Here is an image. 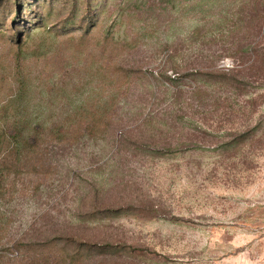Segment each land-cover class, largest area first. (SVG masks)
Listing matches in <instances>:
<instances>
[{
	"label": "rangeland",
	"instance_id": "1",
	"mask_svg": "<svg viewBox=\"0 0 264 264\" xmlns=\"http://www.w3.org/2000/svg\"><path fill=\"white\" fill-rule=\"evenodd\" d=\"M257 44L264 0H0V133L43 129L36 173L0 146V264H264L262 130L238 150L161 156L147 146L178 132L139 126L151 110L177 129L192 117V140L214 148L249 97L264 121V88L194 75L248 67ZM98 111L113 122L91 138Z\"/></svg>",
	"mask_w": 264,
	"mask_h": 264
},
{
	"label": "trees",
	"instance_id": "2",
	"mask_svg": "<svg viewBox=\"0 0 264 264\" xmlns=\"http://www.w3.org/2000/svg\"><path fill=\"white\" fill-rule=\"evenodd\" d=\"M247 51L251 55H253L251 57H254L251 65H249L248 67L239 70L235 68V70H231L229 72H222V71L198 72L197 71L194 73V75L197 77H201L200 78L202 82L201 84L205 86H213V85L220 86V89H222V91H227V90L231 91L232 89L234 92L241 93L243 91H246L247 87H253L257 89L264 88V45L261 46L257 44L254 48L249 49ZM241 63L244 62L241 60ZM236 71L237 73H235ZM133 74H135V72L131 70L125 71V78L129 83L132 79L131 76ZM142 74L144 76L147 75L146 72H142ZM246 75L250 76L249 80H243L242 77H246ZM238 76H241L240 79L238 78ZM152 78L155 80H159L164 84H168V83L170 84V82L173 84L174 83L177 84L181 81L182 76L176 74H174L173 76H169L161 71V73L160 74L158 73L157 76L152 74ZM114 89L119 90V88H114ZM196 89L197 91L195 92V94L197 93V95L201 97L200 94H202V86L199 87L197 86L195 90ZM245 95L248 94L246 93L244 94V96ZM111 99L115 101L116 94H114V96ZM174 99L177 101L178 97L175 95ZM248 99H249L248 101H244L243 104H240L241 110L242 108H244L243 110L247 108L249 109L253 108V110L248 112L249 114L246 116V119L243 120V122L240 124L239 129H235L233 131L231 130L224 131L223 132L225 133L224 139L214 148H206L201 144H197L192 140V136H194L193 133L195 131H198L197 126H195V124H198V122L194 120L192 117H191L192 119L190 118V120L184 121L185 123H183L187 125L184 126V128L188 130H184L183 128L177 129V127L179 128L180 126L177 125L176 121H173L172 123L161 122V119L158 120L156 117L152 115L153 110H151L149 114L145 117L143 122L139 124V126L141 127L145 126L153 129L157 128L160 131H161V127L169 126V129H174L175 132H178L180 138L177 139V143L175 144V146L169 145L168 147H162V148H156V147L151 148L147 146V151L155 155L165 156L176 153H185L188 151L215 152L222 149H224V151H229L231 149L238 150L240 146L253 142L254 139L257 138V133L260 130H262L261 136L264 134V121L259 120L253 124V116L255 113V109L259 106V101L255 97L253 98L249 97ZM220 100L222 99L221 98L216 99L217 102H219ZM155 101H158V97H155ZM224 101L226 100L224 99ZM200 104L206 106L203 100H201ZM103 114L104 112L98 111V113L93 116V121H94L93 126L89 125L85 128L86 134H88L91 138L94 137L96 138V135L99 131L96 122H102L104 119H106L107 120L106 126L107 127L111 126L114 117L112 118L110 116L105 118ZM74 118L76 121L80 122L81 114L75 112ZM42 137H43L42 128L32 127L26 122L24 126L21 125L19 127L18 126L14 127L11 135L10 134L8 135L7 133H2V134L0 133V146L1 147L4 146L3 144L4 142H6V140L9 141V145H10L5 160H8L10 157H13L14 159L12 160H15V165L13 166V168L15 170L18 169V167H22V168H26L27 170L29 168L30 170H28V172L30 173L38 172V169H40V167H38L37 164L35 165L33 164L34 163L33 157H35L36 155H40V153L38 152V147L40 145V142L42 141ZM31 140L33 141L31 142ZM41 161L43 160L41 158H38L37 162L41 163Z\"/></svg>",
	"mask_w": 264,
	"mask_h": 264
},
{
	"label": "built area",
	"instance_id": "3",
	"mask_svg": "<svg viewBox=\"0 0 264 264\" xmlns=\"http://www.w3.org/2000/svg\"><path fill=\"white\" fill-rule=\"evenodd\" d=\"M222 66L225 67V68H229V67H230V64L224 62V63L222 64Z\"/></svg>",
	"mask_w": 264,
	"mask_h": 264
}]
</instances>
